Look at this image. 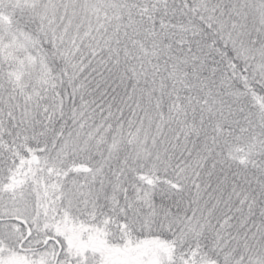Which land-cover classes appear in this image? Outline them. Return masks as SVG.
<instances>
[{
  "label": "snow or ice",
  "instance_id": "snow-or-ice-1",
  "mask_svg": "<svg viewBox=\"0 0 264 264\" xmlns=\"http://www.w3.org/2000/svg\"><path fill=\"white\" fill-rule=\"evenodd\" d=\"M0 264H264V0H0Z\"/></svg>",
  "mask_w": 264,
  "mask_h": 264
}]
</instances>
